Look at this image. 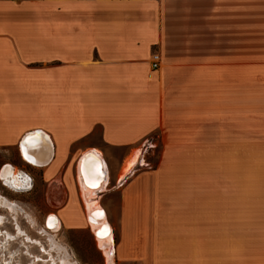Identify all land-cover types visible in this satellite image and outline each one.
<instances>
[{
	"label": "crops",
	"instance_id": "1",
	"mask_svg": "<svg viewBox=\"0 0 264 264\" xmlns=\"http://www.w3.org/2000/svg\"><path fill=\"white\" fill-rule=\"evenodd\" d=\"M0 149L105 262L264 264V0H0Z\"/></svg>",
	"mask_w": 264,
	"mask_h": 264
},
{
	"label": "rangeland",
	"instance_id": "2",
	"mask_svg": "<svg viewBox=\"0 0 264 264\" xmlns=\"http://www.w3.org/2000/svg\"><path fill=\"white\" fill-rule=\"evenodd\" d=\"M157 156L155 146L152 164ZM11 162H15L14 152L0 149V264H86L72 250L75 247L91 256L93 261L87 264H111L109 258L106 262L101 259L86 236L70 240L55 227L42 223L26 193L31 187L30 178ZM14 175L19 181L17 188L5 182Z\"/></svg>",
	"mask_w": 264,
	"mask_h": 264
},
{
	"label": "bare ground",
	"instance_id": "3",
	"mask_svg": "<svg viewBox=\"0 0 264 264\" xmlns=\"http://www.w3.org/2000/svg\"><path fill=\"white\" fill-rule=\"evenodd\" d=\"M89 160H93L94 161V163L97 165V166H100L101 165V168H100V174L102 175H104V171L102 170V161H101V159L94 153V152H91V153H88L86 156H84V158L82 159V161H81V163H82V166H84L85 167V165L87 164V163H91V161H89ZM93 164V163H92ZM94 169V168H93ZM6 183H8L10 186H12V187H16L17 188V186L16 185H18V183H19V181H18V179H17V177L14 175L12 178H7V180L5 181ZM84 183L86 184V185H88V186H90V187H96V186H98V182L97 183H92V182H90V183H86L85 182V180H84ZM85 184H83V185H85ZM50 222H51V224H52V226L53 225H55V220L52 218V219H50ZM55 222V223H54ZM54 227V226H53ZM105 228H107V233H106V235H103L102 237H106L107 236V234H108V231L110 232V227H109V225H107V224H105L104 225V228L103 229H105ZM51 229V228H50ZM103 240V239H102ZM62 260V259H61ZM62 262V261H61ZM67 262V264H71V263H69L68 261H66Z\"/></svg>",
	"mask_w": 264,
	"mask_h": 264
},
{
	"label": "built area",
	"instance_id": "4",
	"mask_svg": "<svg viewBox=\"0 0 264 264\" xmlns=\"http://www.w3.org/2000/svg\"><path fill=\"white\" fill-rule=\"evenodd\" d=\"M150 62H151V68L152 69L158 68L159 63H160V55L158 52H153L151 54V61ZM46 225H48V224H46Z\"/></svg>",
	"mask_w": 264,
	"mask_h": 264
},
{
	"label": "snow or ice",
	"instance_id": "5",
	"mask_svg": "<svg viewBox=\"0 0 264 264\" xmlns=\"http://www.w3.org/2000/svg\"><path fill=\"white\" fill-rule=\"evenodd\" d=\"M107 233V228L103 229L100 233H98V235L103 236L106 235Z\"/></svg>",
	"mask_w": 264,
	"mask_h": 264
},
{
	"label": "water",
	"instance_id": "6",
	"mask_svg": "<svg viewBox=\"0 0 264 264\" xmlns=\"http://www.w3.org/2000/svg\"><path fill=\"white\" fill-rule=\"evenodd\" d=\"M52 219V217H49V220ZM54 226V225H53Z\"/></svg>",
	"mask_w": 264,
	"mask_h": 264
}]
</instances>
